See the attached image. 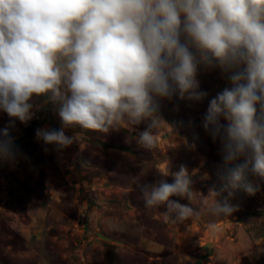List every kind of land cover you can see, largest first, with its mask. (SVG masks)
Listing matches in <instances>:
<instances>
[{
    "label": "clouds",
    "instance_id": "9594fccd",
    "mask_svg": "<svg viewBox=\"0 0 264 264\" xmlns=\"http://www.w3.org/2000/svg\"><path fill=\"white\" fill-rule=\"evenodd\" d=\"M216 69L229 86L208 100L201 125L222 157L211 211L229 217L236 193L255 195L264 181V0H0V112L14 127L53 105L61 127L37 129L36 138L57 149L75 141L67 129L142 123L137 142L154 149L170 126L162 102H203L198 76ZM13 157L2 128L0 161ZM160 175L138 185L145 207H163L164 222L199 218L200 209L172 199L200 194L186 166Z\"/></svg>",
    "mask_w": 264,
    "mask_h": 264
},
{
    "label": "rangeland",
    "instance_id": "374dc122",
    "mask_svg": "<svg viewBox=\"0 0 264 264\" xmlns=\"http://www.w3.org/2000/svg\"><path fill=\"white\" fill-rule=\"evenodd\" d=\"M198 79L208 97L164 100L161 115L171 127L158 130L152 150L137 142L143 123L136 131L67 129L75 141L57 149L36 138L37 129L61 127L53 105L14 127L0 112V129H9L14 145V157L0 161V264H264V181L257 180L255 195L236 193L231 216L211 211L208 190L219 186L222 157L201 120L208 100L229 82L218 69L202 70ZM181 165L200 194L172 199L201 214L164 222V208H146L138 185Z\"/></svg>",
    "mask_w": 264,
    "mask_h": 264
}]
</instances>
